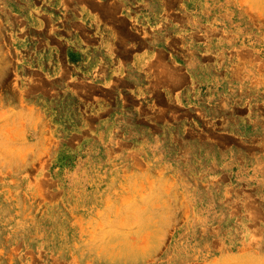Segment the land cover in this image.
<instances>
[{"label": "rangeland", "instance_id": "1", "mask_svg": "<svg viewBox=\"0 0 264 264\" xmlns=\"http://www.w3.org/2000/svg\"><path fill=\"white\" fill-rule=\"evenodd\" d=\"M0 264H264V0H0Z\"/></svg>", "mask_w": 264, "mask_h": 264}, {"label": "crops", "instance_id": "2", "mask_svg": "<svg viewBox=\"0 0 264 264\" xmlns=\"http://www.w3.org/2000/svg\"><path fill=\"white\" fill-rule=\"evenodd\" d=\"M150 2L151 1H149L148 3ZM93 38L96 39L97 37L93 35ZM98 39H100L99 34H98ZM95 43L90 48L83 47L84 50L82 51L85 53L86 56L91 58L90 61H93V63L90 65L91 69H93L94 71L96 69H99L101 72L102 71L101 64H98V61L102 58V52L106 46H103L102 44H99L97 46ZM154 53L158 55H162L164 58H166L167 49L163 45L157 43V44H151V46H149L148 48L144 47L138 52L131 54L130 55L131 61L125 65V69L127 73H129L130 75L128 77L131 78L132 80L136 79L137 84L141 83L140 80H142V83L146 84L147 82L146 79H149L150 76L148 70L150 68V62L152 60ZM111 62H112L111 64L110 62H108V65H110L109 67L117 63L114 59ZM177 62L179 61L176 60V63Z\"/></svg>", "mask_w": 264, "mask_h": 264}]
</instances>
